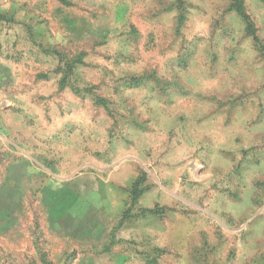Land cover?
<instances>
[{"label": "rangeland", "instance_id": "rangeland-1", "mask_svg": "<svg viewBox=\"0 0 264 264\" xmlns=\"http://www.w3.org/2000/svg\"><path fill=\"white\" fill-rule=\"evenodd\" d=\"M0 0V264H264V0Z\"/></svg>", "mask_w": 264, "mask_h": 264}, {"label": "trees", "instance_id": "trees-1", "mask_svg": "<svg viewBox=\"0 0 264 264\" xmlns=\"http://www.w3.org/2000/svg\"><path fill=\"white\" fill-rule=\"evenodd\" d=\"M243 5H244V0H237V8H239V10L243 14V16H245V19H246V21L248 23V26H249V29L251 30V33L256 36L255 31L253 30L254 29V25L252 24V22L250 20V17L247 14L246 10L244 9L245 7H243Z\"/></svg>", "mask_w": 264, "mask_h": 264}]
</instances>
